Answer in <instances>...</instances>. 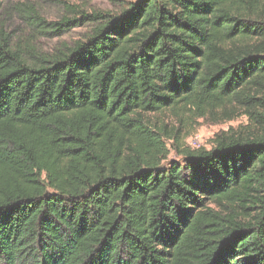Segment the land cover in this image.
I'll return each mask as SVG.
<instances>
[{
  "label": "trees",
  "instance_id": "obj_1",
  "mask_svg": "<svg viewBox=\"0 0 264 264\" xmlns=\"http://www.w3.org/2000/svg\"><path fill=\"white\" fill-rule=\"evenodd\" d=\"M128 7L37 60L0 32V264H264V0ZM161 115L245 123L176 160Z\"/></svg>",
  "mask_w": 264,
  "mask_h": 264
},
{
  "label": "rangeland",
  "instance_id": "obj_2",
  "mask_svg": "<svg viewBox=\"0 0 264 264\" xmlns=\"http://www.w3.org/2000/svg\"><path fill=\"white\" fill-rule=\"evenodd\" d=\"M133 0H0V32L7 46L27 58L46 57L64 46L84 41L97 24L91 17L116 16L129 8ZM89 16L87 19L83 17ZM68 24L48 26L43 24ZM169 130H177L178 140H167L169 159H179L173 148L211 150L216 135L245 123L240 119L231 123L212 120H191L180 123L167 115L154 116Z\"/></svg>",
  "mask_w": 264,
  "mask_h": 264
}]
</instances>
